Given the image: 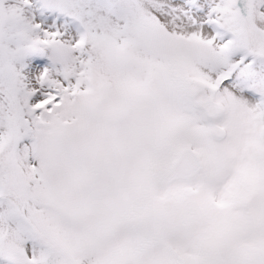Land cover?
<instances>
[{"label":"snow or ice","instance_id":"6c2138e0","mask_svg":"<svg viewBox=\"0 0 264 264\" xmlns=\"http://www.w3.org/2000/svg\"><path fill=\"white\" fill-rule=\"evenodd\" d=\"M0 264H264V0H0Z\"/></svg>","mask_w":264,"mask_h":264}]
</instances>
